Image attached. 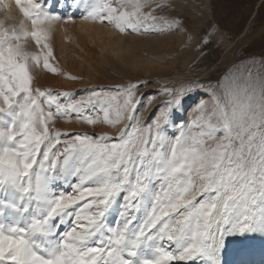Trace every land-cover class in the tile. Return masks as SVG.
Returning a JSON list of instances; mask_svg holds the SVG:
<instances>
[{
  "label": "snow or ice",
  "instance_id": "snow-or-ice-1",
  "mask_svg": "<svg viewBox=\"0 0 264 264\" xmlns=\"http://www.w3.org/2000/svg\"><path fill=\"white\" fill-rule=\"evenodd\" d=\"M15 3L24 21H0V264H229V253L264 251V79L229 73L215 86L194 80L138 96L154 85L145 81L64 102L68 93L33 88L29 60L56 74L45 25L77 17L58 15L51 0ZM84 4L79 18L124 34L181 32L201 52L213 43L211 25L174 14L182 0ZM199 91L210 103L199 100L188 121L186 97ZM70 114L124 127L115 138L51 127ZM61 179L69 191L53 186Z\"/></svg>",
  "mask_w": 264,
  "mask_h": 264
},
{
  "label": "rangeland",
  "instance_id": "rangeland-1",
  "mask_svg": "<svg viewBox=\"0 0 264 264\" xmlns=\"http://www.w3.org/2000/svg\"><path fill=\"white\" fill-rule=\"evenodd\" d=\"M51 2L56 5L54 11L58 15H70L77 19H61L51 26L45 25L46 28L51 27L49 43L53 58L49 62L57 69V73L45 70L42 63L36 66L31 60L29 67L35 78L33 88L58 94L68 93L67 97L61 96L64 102L85 99L92 90L143 84L145 81L154 82V85L143 88L138 96L155 92L163 85L179 87L194 80L215 86L229 73L236 74L240 79H248V73H251L250 82L264 79V0H182V7L174 14L190 20L199 19V30L212 26L213 43L203 52L188 45L185 33L150 31L124 34L111 25L79 18L86 8L84 0H77L75 4L72 0H65L64 6L57 4V0ZM0 21L9 27H18L24 21L15 0H0ZM26 50L42 55L40 47L32 40L26 42ZM237 69H240L239 73ZM190 95L191 98L186 97L187 103L184 105L188 110V121L198 115L194 107L199 100L210 103L207 92L199 91ZM159 103L157 99L144 113V123ZM87 111L96 115L91 107ZM70 115L71 119L58 118L51 127L70 135H108L113 138L124 127L123 124L109 126L102 120L90 126L77 119L75 114ZM112 118L115 119L114 110ZM172 133H178V129L170 128L169 137ZM53 186L69 191L62 179L54 181ZM118 211L113 208L109 212L108 224L116 225ZM119 220L122 223L123 218ZM224 259L229 264H238L240 261L261 264L264 251L257 246L251 252L229 253Z\"/></svg>",
  "mask_w": 264,
  "mask_h": 264
}]
</instances>
